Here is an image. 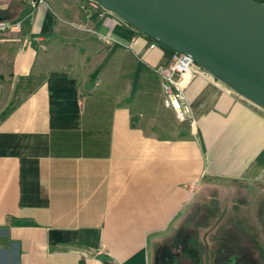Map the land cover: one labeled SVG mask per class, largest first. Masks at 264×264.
Masks as SVG:
<instances>
[{"label": "crops", "instance_id": "1", "mask_svg": "<svg viewBox=\"0 0 264 264\" xmlns=\"http://www.w3.org/2000/svg\"><path fill=\"white\" fill-rule=\"evenodd\" d=\"M0 22L21 23L0 36V264H155L221 182L261 211L264 109L201 73L178 122L165 50L87 0H0Z\"/></svg>", "mask_w": 264, "mask_h": 264}, {"label": "water", "instance_id": "2", "mask_svg": "<svg viewBox=\"0 0 264 264\" xmlns=\"http://www.w3.org/2000/svg\"><path fill=\"white\" fill-rule=\"evenodd\" d=\"M193 61L264 109V3L255 0H87ZM166 264H175L167 261Z\"/></svg>", "mask_w": 264, "mask_h": 264}, {"label": "rangeland", "instance_id": "3", "mask_svg": "<svg viewBox=\"0 0 264 264\" xmlns=\"http://www.w3.org/2000/svg\"><path fill=\"white\" fill-rule=\"evenodd\" d=\"M29 89L17 91L18 96L13 103L28 93ZM238 186L233 189V186L230 188L229 184L221 182L217 186L205 187L203 200H198L192 213L167 239L170 242L166 244L176 241L179 233L193 234V243L201 252V264H216L214 256L219 239L225 237L230 239L228 245L233 254H239L240 251L249 253L253 255L255 264H264V200L260 203L261 211L256 212L253 190L259 187Z\"/></svg>", "mask_w": 264, "mask_h": 264}, {"label": "built area", "instance_id": "4", "mask_svg": "<svg viewBox=\"0 0 264 264\" xmlns=\"http://www.w3.org/2000/svg\"><path fill=\"white\" fill-rule=\"evenodd\" d=\"M29 2L31 7L35 9L39 4L45 2V0H29ZM20 31V22H0V35L19 33ZM159 46L156 41H152L149 44V49L155 50ZM149 67L162 81L164 106L174 111L178 122L193 126L195 123L193 110L182 81L192 78L197 74L209 73L198 66L189 55L179 53H173L163 65H149Z\"/></svg>", "mask_w": 264, "mask_h": 264}, {"label": "trees", "instance_id": "5", "mask_svg": "<svg viewBox=\"0 0 264 264\" xmlns=\"http://www.w3.org/2000/svg\"><path fill=\"white\" fill-rule=\"evenodd\" d=\"M21 1L27 2V0H21ZM255 1L264 3V0H255ZM162 48L165 50L168 58L174 53L171 50H168L164 47ZM177 237L178 239H176V241H173L170 244H166L167 242H170V240L169 241L165 240L157 244L155 249H157L158 247L159 249L157 251L155 250V254L158 253L160 258L157 255V258L156 257L154 258V263L166 264L168 260H172L175 262V264H201L202 261L201 252L198 249V247L195 246L193 243L194 235L179 233V235H177L176 238ZM229 240H230L229 238H225V237L219 239L218 250L216 251V254L214 256V261L216 262V264H231L230 262L234 254L233 252H231L229 248L228 245ZM173 245L175 249L172 247ZM239 254H240V258L242 257L244 258V255H246L245 252L242 253L241 251L239 252Z\"/></svg>", "mask_w": 264, "mask_h": 264}, {"label": "flooded vegetation", "instance_id": "6", "mask_svg": "<svg viewBox=\"0 0 264 264\" xmlns=\"http://www.w3.org/2000/svg\"><path fill=\"white\" fill-rule=\"evenodd\" d=\"M243 259H244V261H243ZM253 259H254V257L251 254H247L246 253V255H244V258L243 257L240 258V254H234V256L231 259V262L230 263L231 264H255L256 262Z\"/></svg>", "mask_w": 264, "mask_h": 264}]
</instances>
